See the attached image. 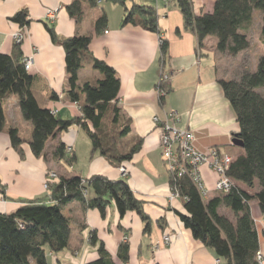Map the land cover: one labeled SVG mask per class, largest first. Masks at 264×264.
I'll use <instances>...</instances> for the list:
<instances>
[{
    "label": "crops",
    "instance_id": "crops-1",
    "mask_svg": "<svg viewBox=\"0 0 264 264\" xmlns=\"http://www.w3.org/2000/svg\"><path fill=\"white\" fill-rule=\"evenodd\" d=\"M192 1L195 13L200 14L212 11L216 0ZM71 2L73 0H0V52L14 53V34L24 30L26 36L21 51L23 58H33L30 73L35 80L32 89L39 103L57 110L65 119L73 118L80 115V108L65 92L68 86L65 51L53 42L48 26L54 27L60 38L76 33L93 34L96 20L105 12L107 28L94 36L91 52L117 71L121 79L118 106L121 113L131 119L129 137L143 139L141 149L123 165L127 169L123 174L100 153L93 154L91 140L85 131L72 126L69 131L49 139L45 154L36 156L27 142L32 123L23 116L19 96L11 94L5 103L6 129L0 131V213H12L23 201L46 196L45 182L53 172L83 177L104 174L112 179L126 180L135 194L146 201L144 210L151 217V231H144L145 223L136 212L121 217L115 203L109 205L103 216L97 209L84 211L79 201H72L64 210L72 228L69 246L58 254L48 250L47 264H86L96 259L98 246L90 241L92 231L97 232L118 264H230L196 240L177 215L176 210L183 208V199H169L168 169L160 147V132L153 123L155 115L164 119L169 112L177 111L180 120L176 125L194 133L195 146L199 150L206 152L217 148L233 159L244 153L242 147L232 144L239 124L218 82L219 78H226L218 69L219 52L214 50L213 57L211 54L204 57L205 49L199 48L194 32L186 29L183 14L174 0L137 2L157 8L158 33L142 26L123 25L124 6L108 0L84 2L83 17L77 22L66 8ZM127 5L131 6L132 1H127ZM22 9L29 12V26L21 27L11 20ZM50 12L54 13L53 19ZM161 38L169 42V59L164 66L160 61ZM162 73L169 75L171 88L164 101L157 88ZM98 75L99 72L86 63L79 72V80ZM52 92L58 94L57 100L50 98ZM12 126L18 127L27 140L22 144L23 157L12 146L7 130ZM59 141L72 147L76 155L73 165L54 159L53 150ZM201 170L207 187L212 190L216 172L207 165ZM239 185L254 194L253 189ZM217 195L220 194L211 191L210 198ZM250 205L260 237V264H264V213L257 200H252ZM220 212L234 219L229 208L221 207ZM167 234L172 237L170 243L164 242ZM124 235L129 237L127 262L118 256Z\"/></svg>",
    "mask_w": 264,
    "mask_h": 264
},
{
    "label": "trees",
    "instance_id": "trees-1",
    "mask_svg": "<svg viewBox=\"0 0 264 264\" xmlns=\"http://www.w3.org/2000/svg\"><path fill=\"white\" fill-rule=\"evenodd\" d=\"M86 1L73 0L66 6L77 22L83 17ZM108 1L124 6L123 25L159 32V14L154 5L135 0ZM127 1H132V5L128 6ZM174 1L183 14L186 29L197 36L200 49H204L207 39L214 36L216 50L221 54L237 56L247 50L250 47L248 33L254 26L256 10L263 13L261 41L264 45V0H216L212 11L200 14L195 13L192 0ZM11 20L21 27L31 23L27 9L18 11ZM107 24L108 17L103 12L95 22L93 34L76 33L67 38H60L54 27L48 26L53 42L65 51L68 74L65 92L80 108V115L73 118L65 119L57 110L39 103L32 89L35 76L23 62L22 42L16 43L12 54L0 52V131L6 129L5 103L11 94L19 96L23 116L32 123L28 141L18 127L7 129L12 146L22 157L24 142L30 144L34 155L41 156L45 154L49 139L69 131L72 126L85 131L91 140L93 154L100 153L116 167L121 168L141 149L143 139L129 137L131 119L125 117L118 106L121 79L117 71L91 52L94 36L103 33ZM160 50L164 66L169 59L167 39H163ZM86 63H90L99 75L81 81L79 72ZM163 75L157 86L162 101L171 92ZM218 82L239 124V131L233 133V138L237 135L244 143V153L233 160L227 171L234 185L228 193L206 199L190 177H177L166 164L171 190H177L183 199V208L176 213L196 240L230 264H260V237L250 202L257 200L264 213V94L259 91L264 87V55L255 71H246L234 78H219ZM50 98L57 100L59 96L52 92ZM53 157L68 165L76 161L72 147L63 141L54 148ZM47 182L46 196L25 200L12 213H0V264H47L48 250L58 254L66 249L72 228L64 210L72 201H79L84 211L97 209L103 216L109 205L115 203L121 217L136 212L145 223L144 231H151V217L144 210L146 201L138 197L124 179H112L104 174L59 175L57 179L50 177ZM238 183L248 189L258 188L257 192L251 194ZM221 207L229 208L234 219L221 213ZM90 241L98 246V257L86 264H118L96 231L91 232ZM118 256L123 262L129 260L128 242L121 243Z\"/></svg>",
    "mask_w": 264,
    "mask_h": 264
},
{
    "label": "built area",
    "instance_id": "built-area-1",
    "mask_svg": "<svg viewBox=\"0 0 264 264\" xmlns=\"http://www.w3.org/2000/svg\"><path fill=\"white\" fill-rule=\"evenodd\" d=\"M49 16L52 19L55 17L53 12H50ZM25 36L26 33L24 30L17 31L14 34L15 43L19 44L23 42ZM162 41L163 39L161 38V44ZM23 62L25 68L31 70L34 63L33 58L25 57L23 58ZM162 79L164 82H168L169 75L164 74ZM179 120L180 117L177 111L169 112L164 119H161L157 115L153 117V123L160 132V147L168 169L173 171L177 177H190L202 196L206 199L210 198L211 191L218 194L228 193L234 185V180L227 173L230 164L234 160L233 157L222 154L217 148H211L206 152L199 150L195 146L196 138L194 133L191 130L178 127L176 123ZM204 165L209 166L217 174L212 190L207 187L202 175L201 169ZM120 170L123 174L127 173V169L124 166ZM52 176L51 178H53ZM45 187H48V182L45 183ZM179 197V192L172 189L169 199L173 201ZM128 239L129 237L124 235L123 242H127ZM171 241V235L167 234L164 236L165 243H170ZM258 257L262 260L260 252L258 253Z\"/></svg>",
    "mask_w": 264,
    "mask_h": 264
},
{
    "label": "rangeland",
    "instance_id": "rangeland-1",
    "mask_svg": "<svg viewBox=\"0 0 264 264\" xmlns=\"http://www.w3.org/2000/svg\"><path fill=\"white\" fill-rule=\"evenodd\" d=\"M135 1L139 2V0ZM254 17V26L248 33L250 47L237 56H231L228 53H219L217 57L218 69L222 76L226 78H234L242 75L246 71L253 72L257 69L258 62L261 56L264 55V45L261 41L263 13L260 10H256ZM204 49V57H206L207 54H211L210 56L213 57L214 50H216V38L214 36H211L207 39ZM259 91L264 94V87L260 88ZM69 150L70 148L68 149V151ZM51 174L53 175L52 177L54 179H57L59 176L56 172H53ZM46 189H48V187ZM256 189L257 188L253 189L254 193ZM127 242H129V239Z\"/></svg>",
    "mask_w": 264,
    "mask_h": 264
},
{
    "label": "water",
    "instance_id": "water-1",
    "mask_svg": "<svg viewBox=\"0 0 264 264\" xmlns=\"http://www.w3.org/2000/svg\"><path fill=\"white\" fill-rule=\"evenodd\" d=\"M232 144L238 147L244 146L243 141L237 135H235V137L232 139Z\"/></svg>",
    "mask_w": 264,
    "mask_h": 264
}]
</instances>
